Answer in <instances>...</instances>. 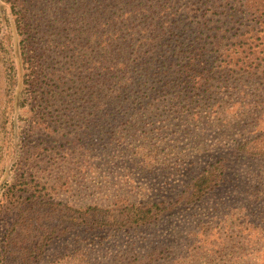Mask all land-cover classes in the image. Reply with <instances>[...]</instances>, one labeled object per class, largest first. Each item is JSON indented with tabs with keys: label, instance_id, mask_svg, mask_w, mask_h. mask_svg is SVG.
<instances>
[{
	"label": "trees",
	"instance_id": "16d2710c",
	"mask_svg": "<svg viewBox=\"0 0 264 264\" xmlns=\"http://www.w3.org/2000/svg\"><path fill=\"white\" fill-rule=\"evenodd\" d=\"M9 4L12 12L17 8L16 21L26 20V27L38 29L31 32L33 35L26 31L22 39L23 44L28 43L23 48H29L33 59L44 62L47 58L44 54L49 50V40L44 39L47 32L42 25L51 29V42L59 52L71 50L70 46L78 49L76 57L59 73L60 84L56 86L60 90L50 89L51 94L61 95L59 100L65 93L71 100L61 101L68 107V114L62 113L57 119L58 128L71 130L49 143L62 148L59 158L67 167L74 166L70 170L78 176L73 183L91 196L94 192L87 189L90 186L98 191L103 184L115 187L111 176L114 172L119 180H125L121 189L130 181L127 172L136 171L134 176L143 179L155 171L154 167H158L157 176L162 178L161 173L167 175L170 167H183L186 173L167 198L137 204L126 198L121 199L126 203L111 205L81 200L82 206L74 207L50 197L45 188L40 192L35 182L22 180V190L14 189L12 184L0 205V210L4 207L12 215L1 240L0 264H35L51 241L70 230L78 229L89 237L94 231L131 232L180 209L193 212L179 234H190L192 243L202 241L195 239L197 230L225 222L213 210L201 212L195 208L205 207L215 197L226 177L230 156L264 160V111L248 114L254 128L228 148L215 147L213 150L220 152L213 155L206 152L204 135L199 133L212 127L225 133L239 116L229 120L222 116L230 107L221 109L224 97L217 95L226 98L229 91L243 89L254 70L253 60L245 64L244 57L232 61L229 53L223 58L222 53H211L223 45L227 52L234 46H245L251 54L248 41L264 37V0H44V4L40 0H9ZM258 33H263L261 38ZM231 38L236 40L230 43L231 48L222 44ZM42 41L43 47H38ZM26 57L24 64L35 70L30 57ZM233 68L242 69L241 75ZM256 90L260 92L256 95L259 102L264 104V89ZM86 108L91 111L85 112ZM43 128L50 130L48 125ZM176 134L197 139L198 144L187 149ZM257 217L261 219L260 215L246 216L254 223H249L244 234L261 231ZM215 233L219 239L223 234ZM201 245L190 249L195 253L187 258H212ZM131 246L98 252L102 253L103 264H184L186 260V256L177 257L178 252L167 241L144 252ZM218 248L222 251L223 245ZM82 250L81 245L74 247L71 257L84 258L86 253L79 255ZM215 258H221V254Z\"/></svg>",
	"mask_w": 264,
	"mask_h": 264
},
{
	"label": "rangeland",
	"instance_id": "374dc122",
	"mask_svg": "<svg viewBox=\"0 0 264 264\" xmlns=\"http://www.w3.org/2000/svg\"><path fill=\"white\" fill-rule=\"evenodd\" d=\"M40 3L44 4V0H40ZM16 11L17 8L13 9L14 13L10 10L9 0H0V205L5 198L7 187L13 184L14 189L17 187L19 190L24 189V186L20 184L22 180L31 184L35 182L40 192L45 188V192L50 197L57 201H67L74 207L82 206L81 200H86L88 203L104 201L103 203L106 205H111L113 203L120 204L121 199L124 198L127 199V202L135 204L146 200L167 198L175 185H178L180 177L186 173L183 167H170L167 175L161 173L163 178L157 176L158 167H154L155 171L148 174L144 178L146 180L140 175L135 177L136 171L127 172L130 181L128 186L123 189L120 186L124 185V178L119 180L117 172H114L111 173V176H114L112 181L114 180L115 187L108 188L103 184L101 190L98 191L99 189H94L97 188L96 186H90L87 189L94 192L91 196H87L89 191L80 189L77 182L73 183L78 176L75 171L70 170L74 166L67 167L68 164L65 163V160L59 158L64 152L62 148L49 143V141L59 138L60 134L71 130L67 128L68 130L65 131L58 128L57 120L62 113L68 114V107L61 104V101L65 100L70 103L71 100L65 96L66 93L64 94L65 99L59 100L61 95L53 92L51 94L50 89L60 90V86H56L60 84L61 74L59 73L62 69L67 68L65 65L71 63L73 57H76L79 52H77V48L73 50V46H70L71 50L59 52L51 42L53 39L50 37L51 34L49 35L51 29L46 30L47 27L42 25L45 28L43 30L47 32L44 34V39L49 40L48 46L46 45L49 50L48 52L45 50L44 54L47 55V58H43L44 62L33 59L30 57L32 54L29 48L27 50L23 48L28 43L24 42L23 44L22 39L25 37L26 31H29V35H33L34 33L31 34V32L38 31V29L32 30L26 27V20L16 21ZM17 24H19L18 27ZM230 32L232 31L230 30ZM262 34L258 33V36L261 38ZM233 41L236 40L234 38L228 41L223 40L222 44L231 48L233 45L230 43ZM248 42L251 54L246 52L245 46L241 49L234 46L230 52H227L223 45L220 46V50L213 47L216 50L211 53L212 55L222 53L220 56L223 58V55L229 53L232 61L236 57L240 59L244 57L245 64L253 60L252 69L254 70L247 78L243 89L229 91L226 98L221 93L217 95V97H224L225 105H221V109L230 107L224 110L226 112L222 116L228 120L233 115L236 117L239 114V116L238 121L237 117L235 118V125L227 127L225 133L216 127L209 130L204 128L199 133L201 137L204 135L202 143L206 146V152L209 155L220 152L219 149L213 150V148L225 146L228 148L232 141L238 140L241 136L246 135L247 131L254 128L255 123L250 124L248 114L264 111V104H261L257 97L260 92L256 90L258 87L264 89V37ZM42 44L43 41L38 44V47H43ZM221 48L224 51L221 52ZM22 50L27 54L24 55ZM26 56H29V60L34 63L35 70L31 71L24 64L25 58H28ZM37 64L42 65L37 67ZM233 70L240 75L243 71L242 69L237 70V68H233ZM45 72L51 74L44 76ZM241 81H244L242 76ZM241 99L242 102H240ZM235 101L237 104H232ZM255 102L256 104H253ZM88 111L90 112L91 109L86 108L85 112ZM44 125H48L50 130H45ZM60 125L63 126V124ZM151 127H154L153 124ZM197 131V128H194V132ZM175 137L187 149L198 144L197 139H191V137L184 138L180 134H176ZM198 148L199 146H197ZM229 159L226 177L215 197L208 201L205 207L197 206L195 208V211L201 212L213 210L214 215L224 219L225 222H220L215 228L211 226L210 229L205 227L197 230L202 233V235L198 233L195 235L196 237L194 236L195 239L202 240L199 243L190 242L192 237L188 233V235H179L180 231L185 228L184 223L189 220L188 214L193 213L187 208L173 212L172 215L149 226L132 229L131 232L129 230L113 231V233L94 231L89 237L85 235L87 233L82 234L78 229L70 230L65 235L51 241L45 249V253L35 264H50L48 262L53 260L55 261L52 264H103L102 253L98 252L102 248L107 249L113 246L120 248L121 245L131 244L132 250L144 252L145 249L156 243L161 244L162 241H167L169 247L178 252L177 257L186 256L184 264H264V226L262 225L264 223V160L263 158H246L245 156H230ZM74 174L75 177H73ZM65 183L68 187L65 186ZM69 190L70 192H68ZM126 201L122 203H126ZM248 215H260L262 220L257 217L256 223L261 231L259 230L256 234H244V229L249 228V223H254L253 220L246 219ZM11 219L12 215L8 214L3 207L0 210V246L3 234L10 225ZM216 231L223 233L222 236H219L220 239L217 237ZM174 232H177V235H173ZM129 239L131 240L129 241ZM78 245L84 249L79 255L86 253L84 258H81L82 256L71 257L72 249ZM200 245L204 253L212 255V258L204 256L199 261L188 259L187 255L195 253L190 249L198 248ZM218 245H223L222 251ZM212 252L215 254H211ZM219 254H221V258H215ZM238 256L240 257L237 258Z\"/></svg>",
	"mask_w": 264,
	"mask_h": 264
}]
</instances>
